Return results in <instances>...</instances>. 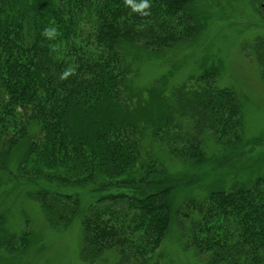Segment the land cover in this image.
Listing matches in <instances>:
<instances>
[{
  "label": "trees",
  "instance_id": "1",
  "mask_svg": "<svg viewBox=\"0 0 264 264\" xmlns=\"http://www.w3.org/2000/svg\"><path fill=\"white\" fill-rule=\"evenodd\" d=\"M190 2L150 0L151 15L142 17L123 0H0V140L7 151L28 143L27 178L107 193L97 201L106 206H93L85 222L88 262L115 250L123 263L162 264V243L181 216L187 223L181 242L208 264H264V176L215 190L180 213L173 183L155 178L157 161L137 168L147 130L172 156L195 163L206 160L210 139H242V108L234 93L215 90V72L172 90L165 80L136 87L137 66L125 47L135 54L176 48L193 34L189 24L181 34L174 25ZM49 27L58 29L54 39L41 35ZM69 68L75 74L61 80ZM130 188L137 189L124 191ZM51 196L41 192L37 199L52 224L67 227L71 217L52 203L59 195ZM63 198L79 211L78 199ZM15 240L22 251L29 246L28 235L17 238L0 223V246L14 248Z\"/></svg>",
  "mask_w": 264,
  "mask_h": 264
},
{
  "label": "rangeland",
  "instance_id": "2",
  "mask_svg": "<svg viewBox=\"0 0 264 264\" xmlns=\"http://www.w3.org/2000/svg\"><path fill=\"white\" fill-rule=\"evenodd\" d=\"M186 11V16L174 25L181 34L189 24L193 34L176 44V48L135 54L130 51L133 48H128L130 45L125 47L136 63L135 83L140 91L159 86L162 80L172 90L190 78L215 72V90L234 93L242 108V139L229 143L210 139L204 146L206 160L202 163L172 156L166 143L156 141L151 131H146L137 168L143 166V161H157L155 178H169L173 183L170 196L175 211L180 213L187 203L202 202L215 190L250 186L264 176V0H191ZM190 19L194 22L187 21ZM0 94L3 95L1 87ZM143 97L148 99L147 94L143 93ZM31 131L39 132L36 126ZM4 143L0 140V223L17 238L28 235L29 246L20 250L19 240L12 243L14 248L0 246V264H133L123 263L115 250L96 261H86L85 222L93 206H106L97 201L107 193L91 184L78 186L46 177L27 178L23 175V160L28 143L22 142L11 151ZM135 189L124 191L131 193ZM41 192L50 193V201L59 195L57 202L52 203L71 217L67 227L49 221L37 199ZM68 195L79 200V211L72 213L74 207L63 198ZM173 221L160 249L164 253L161 263L208 264L206 257L196 256L181 242L180 228H186V221L181 216H175Z\"/></svg>",
  "mask_w": 264,
  "mask_h": 264
},
{
  "label": "clouds",
  "instance_id": "3",
  "mask_svg": "<svg viewBox=\"0 0 264 264\" xmlns=\"http://www.w3.org/2000/svg\"><path fill=\"white\" fill-rule=\"evenodd\" d=\"M123 3L126 7H130L132 12L139 14L142 17H146L151 15L150 8L151 3L150 0H123ZM42 36L48 39H54L59 35L58 29L56 27L45 28L41 33ZM75 70L72 68L65 69L61 75V80H66L69 76L74 75Z\"/></svg>",
  "mask_w": 264,
  "mask_h": 264
}]
</instances>
